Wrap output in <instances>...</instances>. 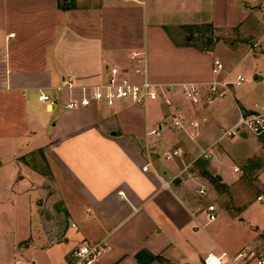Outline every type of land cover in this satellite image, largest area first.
<instances>
[{
  "label": "crops",
  "instance_id": "crops-1",
  "mask_svg": "<svg viewBox=\"0 0 264 264\" xmlns=\"http://www.w3.org/2000/svg\"><path fill=\"white\" fill-rule=\"evenodd\" d=\"M248 14L243 0H0V193L22 226L14 264H71L77 246L97 242L109 247L102 264H204L208 254L264 251V214L234 176L245 173L235 160L260 159L252 176L264 205V134L253 135L254 153L237 146L252 134H225L242 115L264 112V50L248 80L238 72L243 59L222 56L244 48H202L187 32L202 24L229 32ZM134 52L145 53L154 83L176 88L172 104L66 108L110 67H133ZM240 75L244 82L207 103L211 82ZM192 83L203 85L197 103L182 92ZM175 147L182 155L167 159Z\"/></svg>",
  "mask_w": 264,
  "mask_h": 264
},
{
  "label": "built area",
  "instance_id": "built-area-1",
  "mask_svg": "<svg viewBox=\"0 0 264 264\" xmlns=\"http://www.w3.org/2000/svg\"><path fill=\"white\" fill-rule=\"evenodd\" d=\"M264 22V18H263ZM133 67L123 68L119 66H112L109 68L108 79L101 84L82 88V98L80 101L72 100L66 108H75L78 105L93 106L95 104H104L106 106H114L117 102L123 100H131L136 104L148 105L151 102L161 100L166 104H172L170 94L176 91L174 86H163L154 83L149 77L148 62L145 53L134 52L131 56ZM224 68L221 60L215 61L214 73L219 74ZM245 81L243 76H238L236 81L218 80L209 84V95L207 103L211 104L218 98L225 97L231 85H240ZM64 85L72 87L71 80H65ZM62 89V87L58 88ZM183 94L185 97L195 103L199 102L203 94V85L192 83L184 85ZM42 102L54 105L55 100L48 94L42 93L39 96ZM176 127H183L184 122L179 118L173 120ZM195 128L199 127L198 122H193ZM242 129H247L253 134H264V112H254L247 115H242L236 125L225 132L226 135H235L236 132ZM158 134V130H153L152 134ZM183 150L181 147H175L166 153L167 159H173L176 156H181ZM210 156V154H205ZM235 171H239L236 167ZM200 194L206 195L205 189L200 190ZM264 201L263 196L259 197ZM217 207L209 205L207 207L208 216L211 221L216 220ZM75 226V225H73ZM109 250L106 242L84 243L77 246L73 252V260L71 264H102V260ZM225 257L231 258L234 264H264V251L256 252L250 247H245L240 250L235 256L230 257L227 253L220 256L208 254L204 257V264H222Z\"/></svg>",
  "mask_w": 264,
  "mask_h": 264
},
{
  "label": "rangeland",
  "instance_id": "rangeland-1",
  "mask_svg": "<svg viewBox=\"0 0 264 264\" xmlns=\"http://www.w3.org/2000/svg\"><path fill=\"white\" fill-rule=\"evenodd\" d=\"M244 6L249 10V14L246 17V21L241 25L237 26L235 29L226 31H215L213 27L209 24H202L198 26H189L187 28L188 36L193 39L194 43L202 48H211L215 46L217 42L222 44H228L231 47H242V49H236L235 51L225 52L222 54L223 57L227 58L229 63H238L241 59V62L238 72L240 71L248 80L250 79V69L254 65V56L261 53L262 49L264 50V0H243ZM250 4V5H249ZM243 30V31H242ZM249 32V34H248ZM256 33L262 37L261 44L257 42L255 38ZM244 50L250 51L251 56H246ZM239 64V63H238ZM261 66L264 67V57L261 60ZM253 78V77H252ZM227 96V95H226ZM242 132H248L252 134L249 140L246 141V144L238 143L237 146L247 149L248 152L254 153L256 151V146L253 144L255 137L247 129H242L241 131L236 132L235 138H241L240 135ZM254 139V140H253ZM225 141H229L228 137ZM235 149V147H234ZM251 149V151L249 150ZM260 154V153H259ZM264 154L261 153V159ZM262 162L260 159H258ZM256 161L251 164L249 167L248 163L243 159L235 160V163L238 166L245 170V173H234V176L241 179L239 185H241L245 191L240 193L241 196H245L248 200L251 199L253 209L256 211L259 217L264 214V205L257 200V195L261 185H259V179L256 175L255 178L252 176L254 170L259 169L257 164L260 162ZM233 170V169H232ZM260 177V176H259ZM256 183V185H255ZM262 189V188H261ZM0 258H8L11 264H14L18 258L16 252V239L22 235L21 228L22 226L16 222L17 210L10 206V199L7 198L5 193H0ZM24 227V226H23Z\"/></svg>",
  "mask_w": 264,
  "mask_h": 264
}]
</instances>
